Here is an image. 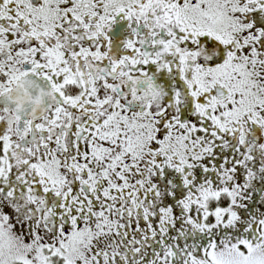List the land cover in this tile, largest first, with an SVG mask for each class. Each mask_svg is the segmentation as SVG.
Wrapping results in <instances>:
<instances>
[{
  "label": "snow or ice",
  "instance_id": "obj_1",
  "mask_svg": "<svg viewBox=\"0 0 264 264\" xmlns=\"http://www.w3.org/2000/svg\"><path fill=\"white\" fill-rule=\"evenodd\" d=\"M0 264H264V0H0Z\"/></svg>",
  "mask_w": 264,
  "mask_h": 264
}]
</instances>
